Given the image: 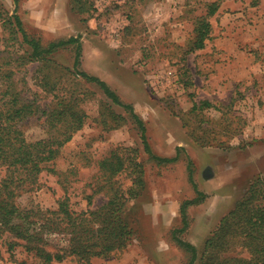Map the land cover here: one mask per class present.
<instances>
[{
  "label": "rangeland",
  "instance_id": "rangeland-1",
  "mask_svg": "<svg viewBox=\"0 0 264 264\" xmlns=\"http://www.w3.org/2000/svg\"><path fill=\"white\" fill-rule=\"evenodd\" d=\"M66 1L41 0L32 8V0H18L17 5L0 0V102L6 101L1 96L9 82L27 98L36 93L42 107L51 101L36 85L40 64H22L19 59L31 48L22 43L13 19L17 15L24 30L44 47L76 38L81 45L76 69L102 80L123 104L132 106L155 155L176 160L151 158L139 127L123 107L113 104L97 85L54 69L58 87L84 94L88 118L48 165L59 175L43 171L40 187L22 192L15 199L17 207L55 211L64 198L74 212L100 207L108 193L100 188L104 180L97 163L117 150L123 158L141 163L145 189L127 202L123 213L134 231L129 245L108 259L93 258L91 264H187L189 251L175 237L196 249L194 264H200L204 242L221 218L253 181L264 179V0ZM212 3L218 10L209 15ZM203 19L210 24L209 38L202 49H193L194 28ZM53 21L61 24L59 33L38 27ZM63 22L70 25L69 31ZM76 47L68 45L53 56L73 73ZM202 101L231 106L222 112L203 109L201 122L190 111ZM43 120L29 116L19 125L27 141L45 137ZM105 120L116 127L107 129ZM5 174L0 166V182ZM134 177L125 171L114 180L128 193ZM198 192L205 197L186 205V228L180 232L181 206L196 199ZM8 241L16 243L11 253ZM47 242L51 250L67 246L58 234ZM24 244L0 229V264L33 263L35 257ZM228 255L248 256L238 247ZM73 258L62 264H77Z\"/></svg>",
  "mask_w": 264,
  "mask_h": 264
},
{
  "label": "trees",
  "instance_id": "trees-1",
  "mask_svg": "<svg viewBox=\"0 0 264 264\" xmlns=\"http://www.w3.org/2000/svg\"><path fill=\"white\" fill-rule=\"evenodd\" d=\"M13 2L15 5L18 4V0ZM209 7V15H214L218 10L216 3L209 4ZM13 19L22 36V43L31 48V53L27 50L19 59L22 64L26 62L40 64L36 69V85L51 97V101L42 107L37 103L36 93L32 98H27L22 95L21 90L12 87L10 82L4 85L5 91L2 92L1 97L6 101L0 102V166L5 167L6 174L0 182V229L24 241L25 249L33 253L35 257L33 263L21 261L19 264H62L67 257H74L77 264H91L93 258L108 259L117 251L125 249L134 233L129 221L123 217L127 202L138 198L145 189L143 167L134 158L127 156L123 158L115 150L97 163L104 180L100 188L107 189L108 193L107 201L100 207L74 212L70 210L67 198H64L55 211H42L38 208L24 211L15 203V199L20 197L22 192H30L40 187L39 175L43 171L59 175L48 165L54 164L61 149L83 128L88 118L82 107L84 94L62 86L58 87L60 79L58 81L52 78V71L60 69V72H64V76L70 74L97 85L113 104L123 107L139 127L144 151L151 158L169 163L174 162L176 157L164 158L155 155L148 143L145 126L132 106L123 104L118 95L102 80L76 69L81 53V45L76 38L53 41L44 47L40 39L30 36L24 30L17 15H14ZM209 33L210 24L204 19L198 21L194 28L192 48L202 49L205 40L209 38ZM71 44L77 45L74 73L67 67H61L53 59L54 54ZM8 74L7 81L11 76L10 73ZM230 106L231 104L217 106L209 101H202L194 103L190 112L202 122L203 109L213 108L222 112L228 110ZM29 116L44 118L43 125L46 131L44 138L33 142L26 140L19 125ZM183 124L188 127V120L183 119ZM104 125H107L109 130L116 127L109 126L111 124L106 120ZM125 171L135 176L133 188L128 193L124 192L114 180L118 174ZM95 191L88 197V204L91 203ZM204 197L205 194L198 192L196 199L182 204L180 213L183 218V228L180 232L186 228V205L199 203ZM55 220H58V223ZM56 234L62 235L67 240V246L59 250L48 249L50 243L47 241ZM175 240L185 251H189L187 264H194L197 258L196 249L177 237ZM15 245V242L8 241L7 250L11 253ZM237 247L244 250L248 256L228 255L230 250ZM199 262L200 264H264V179L253 181L233 209L221 218L204 242Z\"/></svg>",
  "mask_w": 264,
  "mask_h": 264
},
{
  "label": "crops",
  "instance_id": "crops-1",
  "mask_svg": "<svg viewBox=\"0 0 264 264\" xmlns=\"http://www.w3.org/2000/svg\"><path fill=\"white\" fill-rule=\"evenodd\" d=\"M39 1H41V0H32V8H38L41 4L40 3H38ZM66 0H65V4L64 5H66ZM45 4V3H44ZM33 5H36V6H33ZM37 5H39V6H37ZM54 11H55V9H54ZM40 21H42L43 20V17H39L38 18ZM47 23H49V22H47ZM59 25H61V24H58L57 25V23L56 22H51L50 24H46V25H44V26H42V24H38V27H44V30L46 29H48L49 31H58V33H59V31L61 30L60 28L62 27V26H59ZM62 25H63V28H65V29H67V27H68V31H69V29H70V25L69 24H67L66 22H63L62 23ZM58 27H60L59 29H58ZM58 29V30H57ZM67 31V32H68Z\"/></svg>",
  "mask_w": 264,
  "mask_h": 264
}]
</instances>
